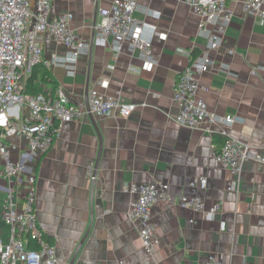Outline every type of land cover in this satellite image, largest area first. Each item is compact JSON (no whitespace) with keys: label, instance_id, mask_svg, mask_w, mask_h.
<instances>
[{"label":"crops","instance_id":"crops-1","mask_svg":"<svg viewBox=\"0 0 264 264\" xmlns=\"http://www.w3.org/2000/svg\"><path fill=\"white\" fill-rule=\"evenodd\" d=\"M245 1L227 0L235 15L217 61L228 70L209 71L201 77L204 98L220 118L216 122L189 128L176 121L174 84L190 64L189 56L178 49L196 55L207 47V39L198 33L202 19L184 0H138L135 17L156 26L161 34L153 39L159 62L150 70H143V60L127 46L116 59L109 47L96 43L79 58L74 74L58 64L37 68L41 73L33 83L39 93L64 90L73 103L81 104L87 103L90 88L96 87L138 104L128 118L118 113L88 114L65 123L50 151L37 163V216L61 264H71L77 252L76 262L85 264H199L211 256L221 264H264V167L257 160L264 156V69L258 76L251 73L264 68V22L243 15ZM110 3L56 0L51 16L71 12L72 28L92 44L99 9ZM145 31L152 34L151 28ZM231 49L234 54L229 53ZM68 53L66 46L45 36L46 60H60ZM45 72L50 79L42 75ZM104 79L107 87L99 86ZM226 116H234L235 122L226 124L222 120ZM2 135L8 144H24L13 135ZM229 135L251 147L240 176L216 159ZM98 159L94 181L89 167L94 165L95 170ZM201 177L208 180L205 188L191 185ZM153 182L168 183L170 197L153 207L159 242L148 252L139 225L128 217L138 194L126 186ZM24 189L18 184L19 200ZM194 195L203 197L208 207L222 201V213L208 219L180 206L183 196ZM9 230L0 198L4 240Z\"/></svg>","mask_w":264,"mask_h":264},{"label":"built area","instance_id":"built-area-1","mask_svg":"<svg viewBox=\"0 0 264 264\" xmlns=\"http://www.w3.org/2000/svg\"><path fill=\"white\" fill-rule=\"evenodd\" d=\"M56 0H0V198L3 203V220L9 226V235L4 240L0 234V264H61L56 247L46 239L37 216V176L35 168L40 158L52 148L63 125L79 120L85 115L97 117L118 113L128 118L138 104L125 101L121 96H110L96 87L90 88L87 103L75 104L64 90L57 94H31L25 91V79L38 64L65 66L74 74L76 63L91 49L78 29L72 28L74 15L65 12L52 17ZM192 12L199 16L200 36L207 39V47L199 54L178 49L190 58L173 89V99L179 108L176 121L186 127L196 128L204 123L218 121L206 102L201 83L203 74L209 71H227L225 64L217 61V53L225 43L227 30L235 12L227 0H184ZM138 0H111L99 9L97 35L94 43L109 47L115 58L127 46L131 53L137 52L144 62L143 70H150L159 62L153 52V39L161 34L154 25L139 21L135 13ZM244 16H252L264 22V0H246L242 4ZM149 9H145L148 13ZM151 28L152 34L145 29ZM69 49V55L54 61L44 58L45 36ZM234 54V50L229 51ZM115 68V66H111ZM254 68L253 76L259 75ZM107 80L99 86L107 87ZM222 120L232 125L234 116ZM2 133L15 136L23 145L8 144ZM250 145L234 136H227L216 154L217 161L232 174L240 176L250 159ZM264 167V156L257 158ZM90 174L94 165H90ZM208 180L201 177L191 185L207 186ZM18 184L25 186L23 199L16 196ZM126 189L138 194L131 204L128 217L139 225L140 238L146 251H151L159 242L153 222V207L170 197V186L165 182H153L141 186L128 185ZM182 208L201 212L208 219L216 218L223 211V202L207 206L201 196H183ZM193 222V220H192ZM75 264H85L77 261ZM199 264H221L218 257L211 256Z\"/></svg>","mask_w":264,"mask_h":264},{"label":"trees","instance_id":"trees-1","mask_svg":"<svg viewBox=\"0 0 264 264\" xmlns=\"http://www.w3.org/2000/svg\"><path fill=\"white\" fill-rule=\"evenodd\" d=\"M42 64H38L36 65L33 70L32 73L27 77V80L25 82V91L27 93H31V94H38V90L35 88V85L33 83V79L35 78L36 75H38L39 73H41L39 71V69L37 70L38 67H41ZM46 79H50V74L48 72H45L42 74Z\"/></svg>","mask_w":264,"mask_h":264},{"label":"water","instance_id":"water-1","mask_svg":"<svg viewBox=\"0 0 264 264\" xmlns=\"http://www.w3.org/2000/svg\"><path fill=\"white\" fill-rule=\"evenodd\" d=\"M93 45H94V37H93V41H92V46H91V50L93 49ZM98 167H99V159L98 161L96 162V166H95V170H94V173H93V180L96 181L97 180V174H98ZM90 229V228H89ZM89 233V230L88 232ZM81 246V245H80ZM77 254L78 252L74 255L72 261H71V264H75L76 260H77Z\"/></svg>","mask_w":264,"mask_h":264}]
</instances>
